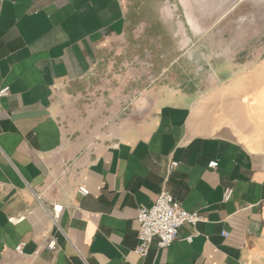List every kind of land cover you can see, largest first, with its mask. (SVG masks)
<instances>
[{"label":"crops","instance_id":"0c3cea01","mask_svg":"<svg viewBox=\"0 0 264 264\" xmlns=\"http://www.w3.org/2000/svg\"><path fill=\"white\" fill-rule=\"evenodd\" d=\"M140 6L0 0V89L9 88L0 96V264H264V146L210 129L185 71H157L117 117L108 109L101 141L87 129L94 123L85 129L64 110L65 90L93 74ZM163 187L202 220L139 256L137 209ZM51 237L54 250L45 247Z\"/></svg>","mask_w":264,"mask_h":264},{"label":"rangeland","instance_id":"374dc122","mask_svg":"<svg viewBox=\"0 0 264 264\" xmlns=\"http://www.w3.org/2000/svg\"><path fill=\"white\" fill-rule=\"evenodd\" d=\"M131 16L127 35L110 42L93 74L65 90L64 110L78 112L85 129L94 123L87 129L95 141L108 134L109 111L117 117L141 85L175 64L196 83L210 129L264 146V0H142Z\"/></svg>","mask_w":264,"mask_h":264},{"label":"built area","instance_id":"2783aa9c","mask_svg":"<svg viewBox=\"0 0 264 264\" xmlns=\"http://www.w3.org/2000/svg\"><path fill=\"white\" fill-rule=\"evenodd\" d=\"M9 88L3 87L0 89V96L7 95ZM216 160L208 162V168H215L217 166ZM177 162H170L168 165V172H171ZM80 195H86L88 190L84 186L78 187ZM233 193L232 188H225L222 198L228 201ZM61 206L55 205L53 207L52 218L55 220ZM202 220V216L197 211L186 210L166 188H162L157 194L154 201L149 206H140L137 209L136 222H137V245L134 252L139 256H145L152 242L156 240L158 248H167L174 242L179 235V228L184 224L195 226L197 222ZM222 236H227L226 232L221 233ZM193 235L186 237L187 241L192 240ZM23 244L20 243L15 246V251L20 252ZM45 247L48 250L56 248V238L51 237L46 242Z\"/></svg>","mask_w":264,"mask_h":264},{"label":"bare ground","instance_id":"6f19581e","mask_svg":"<svg viewBox=\"0 0 264 264\" xmlns=\"http://www.w3.org/2000/svg\"><path fill=\"white\" fill-rule=\"evenodd\" d=\"M235 113H236V116H237V114H238V110H235ZM239 117H237V119H238ZM239 121V120H238Z\"/></svg>","mask_w":264,"mask_h":264}]
</instances>
